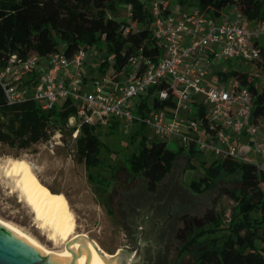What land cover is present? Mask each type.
Here are the masks:
<instances>
[{"label":"built area","instance_id":"1","mask_svg":"<svg viewBox=\"0 0 264 264\" xmlns=\"http://www.w3.org/2000/svg\"><path fill=\"white\" fill-rule=\"evenodd\" d=\"M146 2L159 55H131L123 71L125 82L106 75L83 84L87 48L71 57L63 49L48 56L14 54L0 69L7 102L32 99L49 110L70 99L79 119L74 136L82 124L109 127L113 121L126 132L143 127L149 139L173 136L180 148L212 154L213 161H243L264 173V132L252 119L253 96L231 74L240 71L237 62L264 64V22L248 23L235 6L215 18L197 7L174 16L167 0ZM35 72L42 73L41 85L25 84ZM155 100L171 104L155 107ZM241 138L248 139L243 153Z\"/></svg>","mask_w":264,"mask_h":264},{"label":"trees","instance_id":"2","mask_svg":"<svg viewBox=\"0 0 264 264\" xmlns=\"http://www.w3.org/2000/svg\"><path fill=\"white\" fill-rule=\"evenodd\" d=\"M120 6L129 8V21L115 18ZM233 6L248 23L264 22V0H197L193 7L218 18ZM152 23L141 0H0V69L14 54L20 57L31 54L48 56L62 47L64 54L71 57L81 48L96 46L106 55H101L103 61L99 65V74L106 76L112 68L113 78L118 80L131 55L141 53L151 59L159 55ZM259 67L263 76L261 83L248 71L231 72L241 79L253 96L252 119L257 125L264 118V64ZM37 76L31 74L25 83H37ZM166 104L171 101H154L155 107ZM145 105L143 101L142 106ZM136 113L141 114V109L138 108ZM76 115L77 105L70 99L49 110H44L32 99L9 104L0 86V144L11 149L28 150L48 141L54 130L67 125ZM97 127L82 124L75 140L77 161L84 163L90 180L95 178L91 170L100 166V155L105 148ZM109 128L115 129L116 124ZM139 136L138 152L127 159V164L131 175H140L148 191L155 192L172 172L184 148L178 151L168 149L166 141L149 139L143 127L137 128L129 140ZM188 150L190 158L195 159L201 154L192 148ZM200 167L203 176L190 183L194 193L213 189L224 177H235L240 186L222 192L234 202L227 222L217 217L212 226L201 228L192 235L190 245L203 235L209 238L195 264H264V173L253 164L232 158L209 164L201 161ZM187 168L193 170L197 167L189 159ZM236 173H239L238 177L234 176ZM105 186H97L102 189V194L108 190Z\"/></svg>","mask_w":264,"mask_h":264},{"label":"rangeland","instance_id":"3","mask_svg":"<svg viewBox=\"0 0 264 264\" xmlns=\"http://www.w3.org/2000/svg\"><path fill=\"white\" fill-rule=\"evenodd\" d=\"M141 1L149 11L146 0ZM167 1L174 16L190 11L197 4V0H186L185 3L182 0ZM129 16V8L125 6H120L115 13L119 21H129ZM133 28L137 30L136 26ZM88 53L89 62L83 68L84 74L87 78L97 77L100 57L105 52H99L93 46L88 48ZM236 68L250 72L259 83L263 80L259 65L237 62ZM113 72L112 68L107 71L108 74ZM78 120L75 116L67 125L54 130L48 141L28 150L20 151L0 144V219L21 228L52 252H62L68 248L67 243L55 244L50 240L48 232L40 228L23 200L16 178L6 174L7 164L22 159L31 165L35 176L44 186L66 197L75 218L76 234L86 235L102 252L109 256L121 250L132 254L136 250L135 239L141 228H146L148 236L157 220L159 227L153 245L148 246L144 264H195L197 257L207 247L209 238L203 235L190 245L192 235L201 228L212 226L217 217L227 222L234 202L222 192L224 189H238L239 180L224 177L213 189L194 193L190 183L203 176L200 162L209 164L214 156L201 153L194 159L188 157L189 150L184 149L172 172L155 192H150L140 175H131L127 164V159L138 152L140 145V136L129 140L137 128L133 126L131 131L126 132L125 128L113 121L111 124H116L115 129L97 125L96 131L105 148L100 155V166L91 170L96 179L92 177L90 180L84 163L76 158L75 140L79 132L76 136L74 133ZM259 126L264 130V118L259 120ZM161 139L166 141L168 149L180 150L181 143L177 138L169 136ZM189 159L196 169L187 168ZM238 175L236 173L234 176ZM104 184L108 190L102 194V189L97 186Z\"/></svg>","mask_w":264,"mask_h":264},{"label":"bare ground","instance_id":"4","mask_svg":"<svg viewBox=\"0 0 264 264\" xmlns=\"http://www.w3.org/2000/svg\"><path fill=\"white\" fill-rule=\"evenodd\" d=\"M7 165L6 174L16 178L17 188L33 212L34 219L40 228L48 232L50 240L54 241L55 244H70L62 252H52L22 231L21 228L2 219H0V225L22 237L44 255L54 259L61 257L69 264H119L118 260H112L107 253L103 252L106 258L100 257L86 235L76 234L75 218L66 197L62 194L53 193L44 186L37 179L27 161L12 160ZM76 239H79L83 244L73 241ZM94 244L97 246L95 242Z\"/></svg>","mask_w":264,"mask_h":264},{"label":"water","instance_id":"5","mask_svg":"<svg viewBox=\"0 0 264 264\" xmlns=\"http://www.w3.org/2000/svg\"><path fill=\"white\" fill-rule=\"evenodd\" d=\"M83 244L79 239L73 240ZM72 241V242H73ZM90 243L102 258H106L98 246L89 239ZM71 242V241H70ZM73 242V243H75ZM77 242V243H78ZM138 247L132 253L118 251L111 255L112 260H118L119 264H140L143 260V251L145 247L153 245L152 241L140 243L137 239ZM70 243L67 244V247ZM0 264H69L65 259H57L44 255L40 250L24 240L22 237L0 225Z\"/></svg>","mask_w":264,"mask_h":264},{"label":"crops","instance_id":"6","mask_svg":"<svg viewBox=\"0 0 264 264\" xmlns=\"http://www.w3.org/2000/svg\"><path fill=\"white\" fill-rule=\"evenodd\" d=\"M168 6H169V4H168ZM170 8V7H169ZM231 10V9H230ZM229 10V11H230ZM101 58V57H100ZM103 60H102V58H101V60H100V63L102 62ZM35 74L36 75H38L37 77V79H36V81L39 79V82L38 83H34V84H31V85H37V86H39V85H41V77H42V73H40V72H35ZM83 79H82V82H83V84H85L86 86H88L90 83H91V81L93 80V79H97V78H99V77H103V76H101L100 74H99V76H97V77H92V78H87L86 76H85V74H84V71H83ZM91 75H92V72H91ZM113 73L112 74H107V76L109 77V78H111L114 82H125V77H124V75L123 74H121V75H119L118 76V80L115 78H113ZM66 78L67 77H69V75H68V72L66 73ZM29 85V84H28ZM30 85V86H31ZM260 127V126H259ZM261 130V129H260ZM261 131H263L264 132V130H261ZM241 140V142L243 143L241 146H240V153H243V152H245V151H247V147L245 146L246 144H247V142H248V139H245V138H241L240 139Z\"/></svg>","mask_w":264,"mask_h":264},{"label":"flooded vegetation","instance_id":"7","mask_svg":"<svg viewBox=\"0 0 264 264\" xmlns=\"http://www.w3.org/2000/svg\"><path fill=\"white\" fill-rule=\"evenodd\" d=\"M158 222L159 221H157V220L154 222V226L151 228V230H150L151 232H150V234L148 236H146V228H144V229L141 228L142 230L138 233V236H136V239H135L136 240V249L138 247V242H137L138 238H140V242L141 243H148L150 241L153 242L155 240L154 239L155 233H156L157 227H159L158 224H157ZM159 225H161V224H159ZM147 249H148V246L145 247V249L143 251V260H142V262L140 264H144L145 263V256L147 254Z\"/></svg>","mask_w":264,"mask_h":264}]
</instances>
